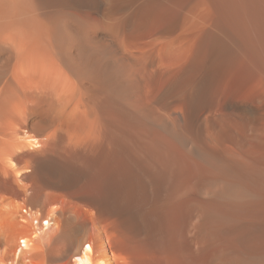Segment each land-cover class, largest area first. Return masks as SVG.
Wrapping results in <instances>:
<instances>
[{
  "label": "bare ground",
  "instance_id": "obj_1",
  "mask_svg": "<svg viewBox=\"0 0 264 264\" xmlns=\"http://www.w3.org/2000/svg\"><path fill=\"white\" fill-rule=\"evenodd\" d=\"M0 264H264V0H0Z\"/></svg>",
  "mask_w": 264,
  "mask_h": 264
}]
</instances>
